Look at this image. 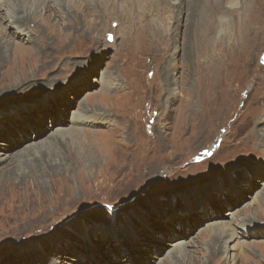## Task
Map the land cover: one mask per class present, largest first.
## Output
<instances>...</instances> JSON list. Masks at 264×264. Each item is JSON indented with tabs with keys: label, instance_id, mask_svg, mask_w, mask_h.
I'll use <instances>...</instances> for the list:
<instances>
[{
	"label": "rangeland",
	"instance_id": "obj_1",
	"mask_svg": "<svg viewBox=\"0 0 264 264\" xmlns=\"http://www.w3.org/2000/svg\"><path fill=\"white\" fill-rule=\"evenodd\" d=\"M0 2L27 19L0 10L13 66L0 78V264H264V92L247 76L264 74V50L229 69V90L252 91L243 107L233 91L207 108L216 71L174 63L170 48L141 61L152 52L123 45L118 17L83 0ZM243 50L232 56L260 51ZM201 75L213 84L195 116L185 101ZM238 222L263 228L229 240Z\"/></svg>",
	"mask_w": 264,
	"mask_h": 264
},
{
	"label": "bare ground",
	"instance_id": "obj_2",
	"mask_svg": "<svg viewBox=\"0 0 264 264\" xmlns=\"http://www.w3.org/2000/svg\"><path fill=\"white\" fill-rule=\"evenodd\" d=\"M87 1L89 0H83L88 10L95 11L96 9V13L103 17L111 18L116 16L121 20V38L124 46H128L129 43V46L136 43V46L140 47L142 51H146V53L152 52L151 56L141 57V61L144 59L158 60L164 58L158 56V54H154L152 46L156 47L158 50L164 49L165 52L170 48L174 51L168 53L169 60L172 59L171 61L174 63H187V61H192L195 65H201L198 66L200 72L203 69L210 75L212 72L216 71L218 74L216 79L217 85L215 83L214 88L210 91L211 94L209 93L212 99L209 100L207 108L215 101L227 99L231 93H236V96L243 93L239 96V102H237L236 105L235 112L237 113V109L240 106L239 103H241V107H243L244 100H247L248 96L252 94L250 89L248 90V93H250L249 95L247 91L241 92L242 87L240 84L238 87H235L236 90H234V88L229 90L230 87L239 82L237 81L238 76H236V79L230 76V73H233L229 69L232 70L234 65H237V71L242 72L250 62L253 63L258 60L259 56L263 53L264 41H261L259 38H264V0H97L98 7H92ZM1 4L0 2V10H5L8 16L27 21L26 16L19 15V7L13 6L16 7V10L13 11L11 10L13 7H1ZM183 13L185 16L181 15ZM146 18L151 20L152 29L144 28L140 24V22L144 21ZM130 19L133 20L134 23L129 22ZM21 22H18L15 18L11 21L17 28L24 26ZM5 31L3 22L0 20V65L2 67H8V70L3 73L0 69V78L6 73L8 75L13 67L11 66L12 62L10 61V56H6L3 49L2 39L4 38L5 41L11 39ZM22 33H24L23 30H18L17 32L20 37ZM5 35L6 37H4ZM252 45L260 49L259 52H256L255 56L246 59L247 53L245 52H240L239 55L235 57L232 56V54H235L238 50L244 49L243 51H246L247 48ZM173 54L174 58H171ZM5 62L7 63L5 64ZM248 75L251 80L256 83H253V86L258 84L261 85L262 88L260 92H264L262 91V89L264 90V74L259 69H252L249 70L247 76ZM3 77L5 76H2V78ZM173 82L177 84L175 79L172 83ZM203 83L213 84L208 78L203 79L202 75L201 77L197 76L192 79L190 83L191 93L189 91L190 100L185 101V113L188 111L195 116L199 114L200 109L198 106L201 100L198 98V92L202 91ZM258 96L262 95L257 94V97ZM232 98L237 100L233 96ZM171 99L176 102L179 98L178 95L176 96L172 93ZM183 100H185V98L180 99L179 102ZM179 102L176 108L167 110L171 113L179 109L182 111V106ZM261 107H264V103ZM206 110L207 109H205V111ZM239 110L240 109H238V111ZM157 116L158 113L153 114V117ZM236 117L238 116L236 115ZM82 118L83 116L78 114V120L80 121ZM258 121V124H260L264 119ZM154 122L155 118H152V125L148 129L149 134H153L155 131L154 126L156 124ZM261 131L264 132V129H261ZM31 138V136H28L25 141ZM221 140L222 139L212 144L219 145ZM19 145H21V143ZM19 145L16 146V144H14L10 146V150H14V148H17ZM206 150L207 149H201L199 153L207 154ZM1 161L4 160L0 158V162ZM261 168H263V166H261ZM261 173H264V168L260 174ZM248 177V175H244V177L240 176L243 180ZM235 181L232 185L237 186ZM252 184L256 185L255 182H252ZM238 223L240 227L236 230L239 232H232L231 236L228 237L229 240L234 238L239 239L246 233L252 235L258 234L263 228L259 225H253L252 222H248L254 227L252 232L242 224L243 222ZM241 232H243L242 236ZM156 248L157 247H155V249ZM156 251L162 253V246L161 249H156Z\"/></svg>",
	"mask_w": 264,
	"mask_h": 264
},
{
	"label": "snow or ice",
	"instance_id": "obj_3",
	"mask_svg": "<svg viewBox=\"0 0 264 264\" xmlns=\"http://www.w3.org/2000/svg\"><path fill=\"white\" fill-rule=\"evenodd\" d=\"M112 37L111 36H109V39H111Z\"/></svg>",
	"mask_w": 264,
	"mask_h": 264
},
{
	"label": "water",
	"instance_id": "obj_4",
	"mask_svg": "<svg viewBox=\"0 0 264 264\" xmlns=\"http://www.w3.org/2000/svg\"><path fill=\"white\" fill-rule=\"evenodd\" d=\"M263 60H264V58H263Z\"/></svg>",
	"mask_w": 264,
	"mask_h": 264
}]
</instances>
